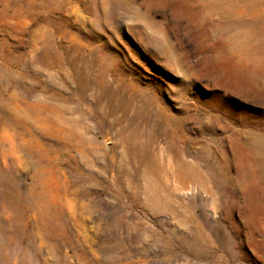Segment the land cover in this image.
Returning <instances> with one entry per match:
<instances>
[{
	"label": "rangeland",
	"instance_id": "1",
	"mask_svg": "<svg viewBox=\"0 0 264 264\" xmlns=\"http://www.w3.org/2000/svg\"><path fill=\"white\" fill-rule=\"evenodd\" d=\"M0 264H264V0H0Z\"/></svg>",
	"mask_w": 264,
	"mask_h": 264
},
{
	"label": "bare ground",
	"instance_id": "2",
	"mask_svg": "<svg viewBox=\"0 0 264 264\" xmlns=\"http://www.w3.org/2000/svg\"><path fill=\"white\" fill-rule=\"evenodd\" d=\"M263 10V9H262Z\"/></svg>",
	"mask_w": 264,
	"mask_h": 264
}]
</instances>
